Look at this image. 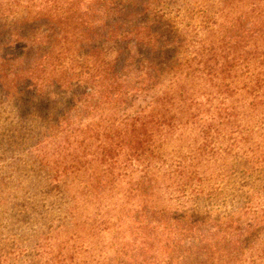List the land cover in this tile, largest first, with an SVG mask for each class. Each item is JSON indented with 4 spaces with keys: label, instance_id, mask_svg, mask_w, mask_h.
Instances as JSON below:
<instances>
[{
    "label": "trees",
    "instance_id": "trees-1",
    "mask_svg": "<svg viewBox=\"0 0 264 264\" xmlns=\"http://www.w3.org/2000/svg\"><path fill=\"white\" fill-rule=\"evenodd\" d=\"M195 6L199 25L185 21ZM0 93L47 174L0 172V264L260 254L251 187L227 214L182 208L219 189L204 169L223 154L263 162L246 151H264V0H0Z\"/></svg>",
    "mask_w": 264,
    "mask_h": 264
},
{
    "label": "rangeland",
    "instance_id": "rangeland-1",
    "mask_svg": "<svg viewBox=\"0 0 264 264\" xmlns=\"http://www.w3.org/2000/svg\"><path fill=\"white\" fill-rule=\"evenodd\" d=\"M163 7L164 9L161 10V13L164 18L171 20V23L175 28L179 30L182 29L184 22L180 16L181 12L175 18L171 11H167L166 7ZM194 8L195 11L193 15L185 21H189L192 24H198L201 11L197 6ZM25 121L27 122L26 119L20 116L19 104H16V102H13L12 100H5L4 95L0 93V172L13 171L12 168H16L15 165H17L15 170L23 175L42 177L47 175L45 169L38 166L37 161L34 160L33 157L24 154V149L26 147L22 146L23 143L31 144L34 141V139L30 137H26L24 138L25 140L22 141L20 140L21 137L19 134H23ZM31 124H36V121L33 119ZM8 136H11V139L17 137V140L10 141L11 146L6 145L5 143V139H8ZM3 147L5 149H2ZM246 152L261 157L260 159H262L263 162H258L261 167L253 168V165L248 163L245 157L239 155L245 153V151H229L228 154H223L224 157L221 159V162H218L217 165H210L209 168L204 169V171L213 175L210 185L219 187V189L216 191L213 190L210 195H202L193 198V200L182 209L195 212L199 215H206L205 213H216L218 215L227 214L230 211L236 210L239 205L243 204V201L245 200L244 189H247L248 187H251L255 199L260 204H264V188L262 189L264 180L260 178L264 175V151ZM249 166L253 172L247 178L242 174L234 175L232 173L233 170H238L240 172V169ZM246 180L248 182L250 181V185L245 187ZM241 219L242 222H245L244 220H246L247 217H241ZM257 235H261L262 238L263 230ZM249 239L250 242H252L255 237L253 238L250 236ZM252 244H255V242H252ZM257 246L263 247V249L258 252L260 254H253V259L246 264H264V241L260 242Z\"/></svg>",
    "mask_w": 264,
    "mask_h": 264
}]
</instances>
